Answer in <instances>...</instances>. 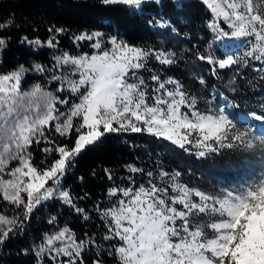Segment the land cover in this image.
<instances>
[{
    "label": "snow or ice",
    "instance_id": "snow-or-ice-1",
    "mask_svg": "<svg viewBox=\"0 0 264 264\" xmlns=\"http://www.w3.org/2000/svg\"><path fill=\"white\" fill-rule=\"evenodd\" d=\"M162 2L98 0L104 7L133 12ZM199 3L211 14L207 27L216 39L240 40L246 48L238 57L217 59L197 53V60L204 61L214 76L220 75V69L252 61L260 62L258 71L264 73V0ZM148 23L178 33L168 21ZM9 26L0 21V33ZM48 31L51 36L45 41L25 36L21 43L52 49L51 67L18 65L0 74V251L24 235L27 222L49 202L67 206L89 221V211L76 203L89 194L74 196L65 179L89 147L108 134L130 132L168 142L200 161L247 153L249 161L259 158L258 167L243 182L211 188L184 183L182 172L175 169L145 172L128 165L130 173H140L144 179L137 182L130 174L126 183L125 179L117 183L105 169L111 182L106 203L92 209L103 233H85L81 238L67 225L56 227L39 243L23 249V254L31 255L35 264H264V137L257 138L250 126L240 123L241 117L250 115L264 125V114L230 111L239 105L227 97L201 109L197 97L178 80L156 73L149 85L140 75L150 70L148 61L174 65L173 52L133 46L94 30L71 37L77 47L87 42L91 53L57 54L58 37L67 30L50 27ZM8 40L0 34V51L7 48ZM30 71L55 83L54 90L40 82L23 89ZM260 79L264 81V75ZM199 82L205 83L202 77ZM36 149L44 154L43 167L35 163ZM78 179L83 183L82 176ZM4 207L13 215L4 214ZM47 223L57 225L58 217L50 216ZM93 249L95 255L86 260L85 254ZM105 253L111 261L101 258Z\"/></svg>",
    "mask_w": 264,
    "mask_h": 264
},
{
    "label": "trees",
    "instance_id": "trees-1",
    "mask_svg": "<svg viewBox=\"0 0 264 264\" xmlns=\"http://www.w3.org/2000/svg\"><path fill=\"white\" fill-rule=\"evenodd\" d=\"M210 15L199 0H180L178 4L173 0H163L159 5L150 3L145 5L142 11L135 12L120 6L104 7L98 3V0H0V21L10 25L0 33L9 38L7 48L0 51V73L12 70L18 65L26 67L28 63L35 61L51 67L52 49L46 47L34 49L21 43V39L25 36L29 39L47 40L51 36L48 31L50 27H62L67 30L66 34L58 37L57 54L64 51L77 54L84 50L88 51L89 47H85L83 42L81 47H77L71 40L72 35L92 30L102 31L106 36L115 34L131 45L139 43L150 46L157 37V28L148 21L156 20L157 17L168 21L171 26L179 30L182 29L180 25L183 26L187 35L203 32L209 34L207 39L211 36L215 37L213 31L207 27ZM215 41L217 50L233 42L227 38L215 39ZM35 78L40 83H45L39 75H33V79ZM28 79L30 76L26 74L25 80ZM245 80L242 79L240 82ZM47 84L55 85L48 82ZM168 144L147 135L129 132L108 134L98 145L89 147L77 158L65 179V186L70 187L76 197L82 196L85 192L89 194L88 199H77L76 203L89 211L91 219L85 222L67 206L49 202L48 206L41 208L27 222L25 234L10 240L0 251V264H35L31 255L23 254V249L39 243L45 233L54 231L56 227L67 225L81 238L85 233L102 234L104 230L100 226L101 221L92 209L95 204L106 203L105 193L111 182L106 179L104 170L109 169L116 177L117 183L130 174L140 182L144 177L140 173H130L127 166L135 164L147 172L150 167L161 164L164 170H168L174 164L166 153ZM43 157L44 154L39 149L34 150L37 165L43 166L40 165ZM240 157L239 153H230L214 161L222 160L239 172ZM50 161L51 157H49ZM208 161L212 162V160ZM81 176L84 178L83 183L78 179ZM2 212L9 216L13 215L7 207H4ZM53 215L58 217V224L55 226L47 223L48 218ZM97 240L99 241V236ZM96 251L93 249L87 252L86 260L93 257ZM101 258L111 261L106 253Z\"/></svg>",
    "mask_w": 264,
    "mask_h": 264
},
{
    "label": "rangeland",
    "instance_id": "rangeland-1",
    "mask_svg": "<svg viewBox=\"0 0 264 264\" xmlns=\"http://www.w3.org/2000/svg\"><path fill=\"white\" fill-rule=\"evenodd\" d=\"M156 20L165 21L160 17H157ZM154 27L157 28V37L154 39V44L145 46L136 43L133 46L173 52L175 53L176 64L163 67L154 59H150L148 61V69L150 70H142L140 73L149 85H152L150 76L156 73L163 78L170 77L178 80L189 93L197 97L201 109L206 108L208 102L217 104L218 101L223 102L224 97H227L228 99H234L235 103L239 105L238 109L230 111L235 113L264 114V81H261L262 73L258 71L260 62L252 61L249 64L241 63L226 69H220V75L214 76L209 70V66L204 61L196 58L197 53L205 56L211 54L217 59H223L228 56L238 57L242 55L246 48L243 41L233 40L231 45L224 46V50L223 48L222 50H217L216 41L210 37L207 39L209 34L197 32L193 33V35H187L181 25L182 29H178V33L171 32L170 28ZM107 36L116 35L110 34ZM83 44L88 47L87 42H83ZM82 52L91 53L92 49L89 47L88 51L84 50ZM34 63L39 62H30L26 67L31 68ZM8 71L10 70L0 74ZM27 75L30 76V79L25 80L22 84L25 90L34 83L39 82L38 79H33V75H35L33 72L30 71ZM201 77L205 81L203 85L199 82ZM41 79L44 80L47 90H54L56 84L48 86L47 81L43 77ZM242 79H246L245 82L241 83ZM240 123L244 127L250 126L251 133L257 138L264 137V125H261L259 121H256L250 115L247 119L241 117ZM166 153L174 163L166 171L179 170L182 172V181L184 183L191 186H207L209 188L218 184L231 185L243 182L257 169L258 164L256 161L259 159L257 157L256 160L249 161L247 153H239L241 155L239 159L241 167L240 171L236 172L222 160L200 161L194 156L182 153L179 149H173L170 144L166 146ZM129 165L141 168L135 164ZM159 168L163 169L161 164L154 165L149 170L156 172Z\"/></svg>",
    "mask_w": 264,
    "mask_h": 264
}]
</instances>
